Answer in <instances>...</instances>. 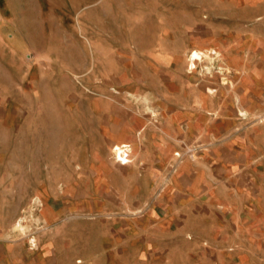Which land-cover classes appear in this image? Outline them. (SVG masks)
Listing matches in <instances>:
<instances>
[{
	"label": "rangeland",
	"instance_id": "rangeland-1",
	"mask_svg": "<svg viewBox=\"0 0 264 264\" xmlns=\"http://www.w3.org/2000/svg\"><path fill=\"white\" fill-rule=\"evenodd\" d=\"M185 108L175 213L107 126ZM0 264H264V0H0Z\"/></svg>",
	"mask_w": 264,
	"mask_h": 264
},
{
	"label": "crops",
	"instance_id": "crops-1",
	"mask_svg": "<svg viewBox=\"0 0 264 264\" xmlns=\"http://www.w3.org/2000/svg\"><path fill=\"white\" fill-rule=\"evenodd\" d=\"M164 97H162L163 99ZM165 99V98H164ZM164 101H167L166 99ZM146 113V112H145ZM156 113L150 116L148 113L139 115L134 124L127 123L125 119L117 123L108 124L110 133L116 142L128 140L135 146L136 163L141 168V174L145 179L147 198L151 195L153 185L164 183V193L168 202L165 203L166 208L172 209L178 213L182 208H187V204L193 201L194 192L192 191L194 177L190 172V162L181 163L180 174L171 175V177H162L161 171L171 165L173 160L172 153L176 149L175 135L180 137L181 141H185L188 130L184 126L188 123V111L185 108L181 111V116L176 117L173 113L163 112L160 117ZM155 117V118H154ZM154 118V121H153ZM106 119V118H105ZM161 119V121H158ZM109 121V120H108ZM137 123V124H136ZM122 132V134H120ZM130 136L127 139V133ZM156 132V134H155ZM119 134V139H115ZM134 134L136 138H134ZM128 165V164H124ZM124 165H120L124 167ZM152 176V178H150ZM152 197V196H151ZM164 197V196H163ZM180 198L182 200L179 202ZM183 204L180 206V204Z\"/></svg>",
	"mask_w": 264,
	"mask_h": 264
},
{
	"label": "built area",
	"instance_id": "built-area-1",
	"mask_svg": "<svg viewBox=\"0 0 264 264\" xmlns=\"http://www.w3.org/2000/svg\"><path fill=\"white\" fill-rule=\"evenodd\" d=\"M114 158L121 164L127 163L129 161L130 148L127 144L116 145L113 148Z\"/></svg>",
	"mask_w": 264,
	"mask_h": 264
},
{
	"label": "bare ground",
	"instance_id": "bare-ground-1",
	"mask_svg": "<svg viewBox=\"0 0 264 264\" xmlns=\"http://www.w3.org/2000/svg\"><path fill=\"white\" fill-rule=\"evenodd\" d=\"M202 54L203 53H201V52H196V54H193L192 57H194V58L197 57L198 58L199 56H202Z\"/></svg>",
	"mask_w": 264,
	"mask_h": 264
}]
</instances>
